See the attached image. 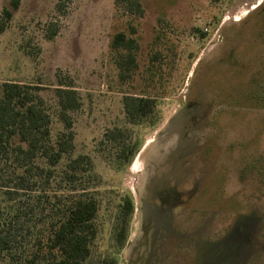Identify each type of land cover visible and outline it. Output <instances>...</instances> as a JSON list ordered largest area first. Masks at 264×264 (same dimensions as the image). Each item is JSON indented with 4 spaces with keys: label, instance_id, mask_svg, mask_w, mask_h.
<instances>
[{
    "label": "rangeland",
    "instance_id": "obj_1",
    "mask_svg": "<svg viewBox=\"0 0 264 264\" xmlns=\"http://www.w3.org/2000/svg\"><path fill=\"white\" fill-rule=\"evenodd\" d=\"M10 2L0 0V14ZM59 3L20 0L0 35V82L40 86L54 136L65 130L55 89L62 83L78 91L81 107L70 113L74 150L57 172L64 173L68 161L80 155L93 163L92 171L81 173L75 183L100 203L93 261L114 254L119 201L131 195L135 212L129 238L115 256L118 264H152L153 256L145 259L138 190L148 149L154 145V160L161 168L148 189L198 184L195 219L188 228L183 211L162 217L173 228L164 245V264H264V178L255 171L241 178L247 162L259 160L258 168L264 164V107L257 103L260 94L253 98L248 88L264 69V29L258 28L264 22V0H142V18L124 12L115 0H69L61 12ZM53 24L57 35L50 40L48 27ZM132 28L139 45L138 67L130 80L121 81L110 44L118 32L132 35ZM197 29L206 36L201 38ZM232 61L243 69L229 67ZM126 95L155 100L154 113L143 124L128 122ZM184 99L205 116L193 145L174 140L171 135L178 126L168 138L157 136ZM114 129H124L130 135L127 142L138 144L129 164L118 160L117 146L105 138ZM69 190L62 183L60 192ZM3 200L6 196L0 193ZM178 232H186L185 239ZM161 256L156 254L158 262Z\"/></svg>",
    "mask_w": 264,
    "mask_h": 264
},
{
    "label": "trees",
    "instance_id": "obj_2",
    "mask_svg": "<svg viewBox=\"0 0 264 264\" xmlns=\"http://www.w3.org/2000/svg\"><path fill=\"white\" fill-rule=\"evenodd\" d=\"M68 1L60 0V12ZM115 4L126 13L144 16L142 0H115ZM19 6L20 0H11L10 7L2 9L0 35L8 29ZM260 17L264 18V11ZM260 26L264 29V22L258 28ZM196 31L201 38L206 36L202 30ZM131 33H116L110 44L116 54L121 81L130 80L138 67L139 45L134 28ZM56 35V25H50L48 39ZM152 58L158 60L159 54ZM229 65L239 67L234 61ZM250 81L249 95L256 98L260 94L257 103L262 102L264 107V69L257 71ZM40 90L41 87L34 84L0 82V193L7 199L0 202V264H118L115 254L127 244L134 201L129 195L119 201L112 231L114 254L93 261L94 247L100 236V203L75 184L80 181L81 173L92 171L93 163L88 156L80 155L68 161L64 173L57 172L58 165L74 150L75 133L70 113L80 109L81 100L71 85L59 83L55 95L65 130L54 136L52 119ZM154 109L155 100L150 97L126 95L123 98L124 114L132 125L143 124ZM129 136L124 129L105 134V138L117 146V157L123 164H129L139 149L137 143L127 142ZM258 161L245 164L241 171L243 180L254 171L264 178V164L258 168ZM62 183L70 189L69 193L60 192ZM35 210H38L37 215L32 214Z\"/></svg>",
    "mask_w": 264,
    "mask_h": 264
},
{
    "label": "flooded vegetation",
    "instance_id": "obj_3",
    "mask_svg": "<svg viewBox=\"0 0 264 264\" xmlns=\"http://www.w3.org/2000/svg\"><path fill=\"white\" fill-rule=\"evenodd\" d=\"M187 102L188 99H184V104L179 107L173 117L167 122L165 129L160 131L161 133L157 136L160 135L164 137V135L171 132L172 128L174 129L178 126L176 133L171 135L174 140H179V143H190L193 145L195 135H197V129H199L198 126L205 120V116L202 117L201 115L196 114L194 112L195 104L193 105V103L190 104ZM186 122L188 124L183 128V125ZM166 137L168 138L170 135L167 134ZM153 146L148 149V151H151L148 153L144 161V168L140 174L141 189L138 190V194L142 207V216L145 222V225L143 226L146 235L144 240L147 253L145 259L148 260V257L153 256L152 264H164V260H166L164 245L167 244L166 238L169 237L168 232H171L173 228L170 225L163 224L164 221L162 220V217L183 211V213L187 214L189 218L185 229L188 228L195 219L196 206L193 202L196 200L198 184L196 182L191 187L186 185L164 184L155 189H148L161 168V162L156 163L154 160L158 156V151H153ZM194 149H196L195 146ZM177 234L180 238L183 237V239H185L186 237V232H178ZM156 254L163 255L161 256L160 262L157 261Z\"/></svg>",
    "mask_w": 264,
    "mask_h": 264
}]
</instances>
